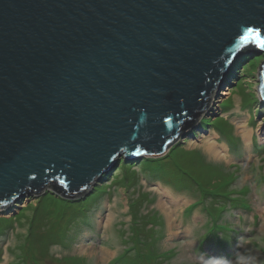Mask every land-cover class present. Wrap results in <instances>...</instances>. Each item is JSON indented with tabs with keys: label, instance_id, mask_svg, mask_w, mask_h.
I'll return each mask as SVG.
<instances>
[{
	"label": "water",
	"instance_id": "water-1",
	"mask_svg": "<svg viewBox=\"0 0 264 264\" xmlns=\"http://www.w3.org/2000/svg\"><path fill=\"white\" fill-rule=\"evenodd\" d=\"M261 43L264 0H0V211L165 156Z\"/></svg>",
	"mask_w": 264,
	"mask_h": 264
},
{
	"label": "rangeland",
	"instance_id": "rangeland-1",
	"mask_svg": "<svg viewBox=\"0 0 264 264\" xmlns=\"http://www.w3.org/2000/svg\"><path fill=\"white\" fill-rule=\"evenodd\" d=\"M263 64L255 53L235 60L209 110L161 160L122 156L118 168H131L78 201L48 190L0 211V264H264ZM218 227L228 241L207 239Z\"/></svg>",
	"mask_w": 264,
	"mask_h": 264
},
{
	"label": "trees",
	"instance_id": "trees-1",
	"mask_svg": "<svg viewBox=\"0 0 264 264\" xmlns=\"http://www.w3.org/2000/svg\"><path fill=\"white\" fill-rule=\"evenodd\" d=\"M249 51H246V53H245V55L244 56H246L247 54H252V53H255V54H257L258 52H259V49L256 47V46H253L252 47V49H248ZM255 60V59H254ZM249 65H251V63H249ZM163 158V157H162ZM162 158H150V159H147L146 161H143L141 164H144L145 162H155V161H157V160H161ZM128 166V167H127ZM127 166H124V165H121L116 171H115V173H117V172H122V171H125L126 169H130L131 168V165H130V163L127 165ZM132 176V175H131ZM136 176L135 175H133V178H135ZM52 194V193H51ZM55 196H57V195H55ZM58 197V200H60V201H63V202H65V203H67V202H70V200H67V199H63V198H61V197H59V196H57ZM60 198V199H59ZM77 201V200H76ZM71 203V202H70ZM135 206H137V204H134ZM216 213L219 215V216H221L223 213H224V211H222V210H216ZM136 217V219H138V216L136 215L135 216ZM141 219H142V217H140L137 221L139 222V225L141 224ZM144 223L146 224V221H144ZM135 224V223H134ZM217 233V234H216ZM148 234V233H147ZM220 238V239H222L223 241H227V237H223V236H220L219 234H218V230H214L213 229V233H212V235H211V237L210 238ZM209 239V238H208ZM216 244H218V245H221V246H225V242H217ZM144 247H146V243L142 246V248H144Z\"/></svg>",
	"mask_w": 264,
	"mask_h": 264
},
{
	"label": "bare ground",
	"instance_id": "bare-ground-1",
	"mask_svg": "<svg viewBox=\"0 0 264 264\" xmlns=\"http://www.w3.org/2000/svg\"><path fill=\"white\" fill-rule=\"evenodd\" d=\"M226 95V94H225ZM240 133H242L244 135V137H247V135L244 133V127H239L238 128ZM208 152L211 153V155H213L214 157H219V155L217 154V148L215 146V144L213 143H208V147H207Z\"/></svg>",
	"mask_w": 264,
	"mask_h": 264
},
{
	"label": "snow or ice",
	"instance_id": "snow-or-ice-1",
	"mask_svg": "<svg viewBox=\"0 0 264 264\" xmlns=\"http://www.w3.org/2000/svg\"><path fill=\"white\" fill-rule=\"evenodd\" d=\"M254 32V30H249V34H252ZM256 35H257V37L259 36V34L258 33H256ZM244 39H247V37H244ZM261 47H264V43H261V45H260Z\"/></svg>",
	"mask_w": 264,
	"mask_h": 264
}]
</instances>
